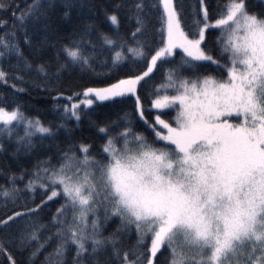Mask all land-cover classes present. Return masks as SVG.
Listing matches in <instances>:
<instances>
[{
    "label": "snow or ice",
    "instance_id": "1",
    "mask_svg": "<svg viewBox=\"0 0 264 264\" xmlns=\"http://www.w3.org/2000/svg\"><path fill=\"white\" fill-rule=\"evenodd\" d=\"M198 2L193 32L178 0H157L154 7L160 12L163 47L150 57L138 39L147 27L144 0L133 5L136 27L130 35L134 47L101 34L103 44L113 50V67L129 59L124 54L127 51L133 62L147 59L146 70L124 78L109 75L99 79L101 86L77 93L84 98L65 105L63 112L80 121L81 105L91 108L98 101L135 97L138 117L150 131L151 140L135 131L130 121L114 133L108 126H100L105 143L99 159L91 154L89 145L81 144L77 151L64 153L58 168L45 166L33 173L27 190L34 192L39 186L49 193L47 201L60 196L65 200L53 218L59 239L56 264H64L69 245L75 246L73 264H102V256L104 264L109 257L119 264H264V11H251L247 0H227L210 20L208 6L204 0ZM259 3L264 5V0ZM6 7L0 0V10ZM40 7L41 0H34L16 19L23 25ZM107 18L119 28L118 15ZM210 29L219 33V58L206 51ZM25 42H29L27 35ZM83 44L82 38L64 47L67 64L59 68L79 66L100 77ZM86 46L95 47L90 41ZM0 49V58L13 54L22 58L15 32L0 37ZM177 49L183 55L155 88L150 103L157 111L149 121L138 88L158 62L175 56ZM210 65L219 74L201 71ZM39 71L47 75L43 65ZM7 82L8 74L0 68V83ZM11 87L24 91L15 84ZM169 110L174 112L172 120L162 119ZM20 125L24 137L18 143L29 147L37 133L54 135L52 128L24 116L18 105L11 111L0 107V136L11 137ZM11 179L13 187L0 196L14 202L20 190L15 187L16 178ZM37 211H16L0 219V228L7 229ZM113 218L118 219L119 227L105 237L103 224ZM130 231L143 253L121 249L120 236ZM38 234V226H34L27 241L37 240ZM24 244L21 236L20 245ZM43 247L40 244L31 258ZM0 252L9 264H16L4 241H0Z\"/></svg>",
    "mask_w": 264,
    "mask_h": 264
},
{
    "label": "trees",
    "instance_id": "2",
    "mask_svg": "<svg viewBox=\"0 0 264 264\" xmlns=\"http://www.w3.org/2000/svg\"><path fill=\"white\" fill-rule=\"evenodd\" d=\"M135 2L136 0H41L39 11L22 25L16 17L20 16L21 12H26L34 0H3L7 7L0 10V22H4V26L0 27V37H4L5 33L15 32L22 58L14 54L0 58V68L8 74L7 84L0 83V107L11 111L18 105L24 116L39 120L45 127L52 128L54 133L51 136L35 134L31 138L30 147L18 143V140L24 137V127L14 128L11 137L0 136V144L3 145L0 150V192L13 187L12 177L16 178L15 187L20 190L14 202L0 196V219H5L16 211L28 212L38 208L37 212L17 219L7 229L0 228V241L5 242V247L15 258L16 264H56L58 260L54 254L59 243L55 235L58 226L53 223V218L65 200L60 196L47 201L49 193H45L39 186L34 192L27 190L28 181L34 179L33 173L45 166L58 168L64 153L69 150L77 151L81 144L89 145L91 154L99 159L101 147L105 143L104 135L98 131L100 126H108L114 133L117 128L130 121L135 131L151 140V133L144 121L138 117L135 99L132 97L96 103L91 108L81 107L80 121H76L70 114L65 116L63 112V107L72 103L66 97L71 96L73 101L79 100L80 96L76 94L82 93L86 87L101 86L99 79L109 75L124 78L146 70L147 59L133 62L131 54L127 51L124 54L129 59L113 67V50L105 46L101 39V34H106L118 41H125L127 45L135 46L130 35L136 27L133 18ZM144 2L148 6L145 9L148 13L147 27L138 39L145 45L146 56L150 57L163 47L159 32L160 12L154 7L157 0ZM204 2L208 6L211 20L222 10L227 0ZM178 3L183 7L187 25L192 26V31L195 32L193 21L197 18L194 12L199 10L198 0H178ZM247 3L253 12L264 11V5H261L259 0H247ZM66 4H70L71 8H65ZM111 14L119 17L118 29L107 18ZM26 35L28 43L25 42ZM218 35L216 30L210 29L206 33L205 41L206 51L216 58H219ZM82 38L83 50L92 57V69L101 74L100 77L92 70L81 69L79 66L69 65L63 70L59 68L60 65L67 64L63 55L64 47H70L73 42L79 43ZM89 41L95 46L94 49L86 46ZM182 55V52L177 51L176 55L167 61L158 62L154 72L141 82L138 94L145 117L149 121L156 114L150 103L155 88L164 82L168 69L178 64ZM41 65L47 75L39 71ZM201 71L219 74V70L211 65ZM13 84L24 91L17 92L11 87ZM173 116L174 112L169 110L167 115H162V119L171 121ZM21 176L23 179H20ZM34 226H38V239L28 242L27 235ZM118 227V219L113 218L103 224V235L110 236ZM21 236L25 237L23 246L20 245ZM9 239L11 243H8ZM120 240L122 250L141 253L145 251L136 247L137 237L134 232L122 234ZM40 244L44 247L38 256L32 259L31 253ZM74 256L75 246L69 245L64 264H73ZM161 259L163 261L164 258ZM101 261L104 264V256ZM0 264H9L4 252H0ZM107 264H119V261L109 257Z\"/></svg>",
    "mask_w": 264,
    "mask_h": 264
},
{
    "label": "rangeland",
    "instance_id": "3",
    "mask_svg": "<svg viewBox=\"0 0 264 264\" xmlns=\"http://www.w3.org/2000/svg\"><path fill=\"white\" fill-rule=\"evenodd\" d=\"M177 51L182 52L180 49H177L176 52H177ZM169 58H171V57H169ZM169 58H168V59H169ZM150 75H151V74H150ZM83 98H84V97L81 95L79 100H77V101H73V100H71V101H72V103H79L80 100H82ZM132 98L135 99V97H132ZM104 102H107V101H104ZM96 103H102V102H99V101H98V102H96ZM96 103H95V104H96ZM95 104H94V105H95ZM81 107H83V108H87V107H85V106H83V105H81ZM152 109H153V111H157V110L154 109V108H152ZM137 110H138V109H137ZM20 126H21V127H24L23 125H20ZM37 134H38V133H37Z\"/></svg>",
    "mask_w": 264,
    "mask_h": 264
}]
</instances>
